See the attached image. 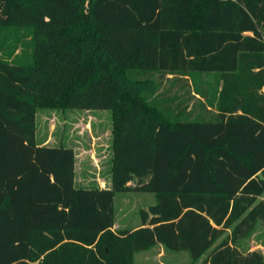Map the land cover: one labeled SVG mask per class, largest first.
Returning a JSON list of instances; mask_svg holds the SVG:
<instances>
[{"label":"trees","instance_id":"trees-1","mask_svg":"<svg viewBox=\"0 0 264 264\" xmlns=\"http://www.w3.org/2000/svg\"><path fill=\"white\" fill-rule=\"evenodd\" d=\"M0 55V264H264L239 246L264 222V0H0ZM40 108L111 112L110 187H76ZM132 180L155 203L115 231Z\"/></svg>","mask_w":264,"mask_h":264},{"label":"rangeland","instance_id":"rangeland-1","mask_svg":"<svg viewBox=\"0 0 264 264\" xmlns=\"http://www.w3.org/2000/svg\"><path fill=\"white\" fill-rule=\"evenodd\" d=\"M9 32L11 28H7L4 34ZM203 79L211 78L204 76ZM167 85L163 81L161 89ZM35 122L39 144L73 149L76 187H110L112 136L109 110L40 108ZM126 185L128 190L114 195L112 229L115 231L138 226L140 211L155 203L154 195L136 187L135 180ZM239 243L241 250L259 251L264 258V222L258 221ZM200 261L192 263L186 252H169L161 245L134 254V264H200Z\"/></svg>","mask_w":264,"mask_h":264},{"label":"crops","instance_id":"crops-1","mask_svg":"<svg viewBox=\"0 0 264 264\" xmlns=\"http://www.w3.org/2000/svg\"><path fill=\"white\" fill-rule=\"evenodd\" d=\"M136 227H137V226H136ZM133 228H135V227H133ZM133 228H132V229H133Z\"/></svg>","mask_w":264,"mask_h":264}]
</instances>
